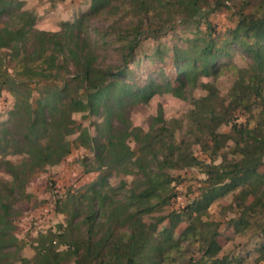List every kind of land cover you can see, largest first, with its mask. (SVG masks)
Listing matches in <instances>:
<instances>
[{
	"label": "trees",
	"instance_id": "obj_1",
	"mask_svg": "<svg viewBox=\"0 0 264 264\" xmlns=\"http://www.w3.org/2000/svg\"><path fill=\"white\" fill-rule=\"evenodd\" d=\"M229 1L238 7V21L229 30V37L223 42L225 47H218L209 25L206 32H199L201 35L192 39L188 48L174 45L171 59V68L176 74L174 78L166 72L163 65L168 63L165 51L149 54L153 64L159 59V67L153 70L155 75L144 83L129 78L132 68L140 62L137 59L138 64L133 67L130 65L133 62V52L141 39H156L168 34L175 28L177 20L184 25L199 26L201 16H208L211 11ZM24 5L25 0H0V18L6 13H16L22 21L15 28L9 25L0 28V49L12 48L19 51L27 41L35 23V15L29 10H22ZM206 5L211 6V10H203ZM106 14L113 19L110 28L113 33L120 34L122 30L132 36L123 53V64H101L97 50L99 41L93 42V48L86 50L81 44L80 52L76 51L75 54L78 65L77 88L72 89L67 84H53L42 93L43 103L35 111L31 127H23L22 144L31 169L36 170L46 165H55L68 156L75 143L68 137L79 132L75 141L91 148L102 167L113 169L135 164L143 167V173L132 186L126 180H121L117 187L110 184L108 186L107 179L100 176L81 198L74 196L73 215L62 226L63 233L59 234L65 249L55 251L53 247L45 246L46 240L42 241L33 264H62L67 261H73L74 264H182L179 259L185 258L184 242L199 236L206 238L209 223L203 220V215L216 198L223 197L230 190L238 189L235 202L243 212L239 219L232 220L235 231L244 232L247 229L248 220L244 217L261 201L256 188L264 186L263 127L257 125L244 128L242 124L234 123L235 133L223 136L234 138L240 153L239 160L232 162L224 159L219 164L206 165V185L201 187L199 197L185 209L164 213L177 195L171 186L173 178L166 172V167L171 166L170 160H160L151 153V157L142 153L135 158L136 152L127 141L129 133L115 129L110 116L116 110L122 111L127 102H148L163 90L180 95L186 86L197 84L200 74L217 75L223 69H229L231 65L226 62L219 65L217 59L229 56L227 46L236 45L251 59L253 74L248 78L238 75L229 91L228 103L224 97L219 98L215 88H210L209 94L200 100L218 103L223 107L220 114L213 110L204 123V126L212 127L211 132L219 145V135L215 133L214 125L225 121L229 112L241 105L250 108L249 100L253 95L264 101V0H90L88 11L63 24L72 32H84L88 39L90 20ZM156 15L159 16V21ZM124 21L128 23V26L125 24L127 28L120 27ZM41 34L56 35L45 31H41ZM52 60L55 62V58ZM232 66L238 74L241 72V68ZM24 74L33 77L38 72L27 67ZM1 83L9 85L20 104L27 103L33 95L32 81L28 79L5 75ZM80 88L83 90L81 93ZM203 106L204 103L201 104V109ZM200 107L195 109L201 111ZM81 108H85L90 114L102 113L107 116L110 126L106 141L102 142L100 138L93 136L88 128H79L73 114ZM16 120L17 117L13 116L14 125ZM9 128L6 126L0 129V142L10 141L7 134ZM169 128L162 125L160 135L169 131ZM158 138L157 135H151L146 144L153 147ZM176 150L180 151L174 158L175 166L197 164L195 156L182 152L178 147H175ZM8 164L12 172H17L13 164ZM251 197L253 198L249 200ZM2 204L0 264L5 250L17 240L9 230L8 206L6 203ZM145 213L158 214L153 215L155 221L148 222L144 217ZM183 222L186 226L176 235ZM218 236L215 229L210 239H206L204 256H207V261L189 260L185 264H209V261L213 264H230L228 256H217L221 248ZM48 240L51 243L54 241L51 237ZM261 250L264 253V248Z\"/></svg>",
	"mask_w": 264,
	"mask_h": 264
},
{
	"label": "rangeland",
	"instance_id": "obj_2",
	"mask_svg": "<svg viewBox=\"0 0 264 264\" xmlns=\"http://www.w3.org/2000/svg\"><path fill=\"white\" fill-rule=\"evenodd\" d=\"M89 6L90 0H25L22 10H29L35 15V23L27 41L19 51L12 48L0 49V129L10 127L7 133L10 141L0 142V209L4 207L2 203H6L9 230L17 238L16 243L5 250L1 264H33L38 248L45 240L46 247L62 251L66 246L62 244L59 234L63 233L62 226L66 225L73 215L72 201L75 197L81 198L87 193L91 184L100 176L107 179L108 186L110 184L117 187L121 180H126L129 186H132L143 173V167L135 164L113 169L102 167L91 148L75 141L79 132L68 137L75 142L74 147L61 162L32 170L27 161L28 156L22 144L23 127H31L35 111L43 103L42 93L50 85L67 84L72 89L77 88L78 65L75 54L76 51L80 52V45L86 50L93 48V42L99 41L97 50L101 64H123V53L132 36L122 30L120 34L113 33L110 29L113 24L111 16L106 14L93 17L89 24V30L92 32L87 33L88 39L84 32H72L63 24L75 20L80 13L88 11ZM203 10L209 11L211 6H204ZM237 10L238 7L229 1L211 11L208 16H201L199 26L184 25L177 20L173 31L160 38L142 37L144 39H141L133 52V62L130 65L133 67L138 64L137 59L140 62L132 68L129 78L144 83L155 75L153 70L159 67V59L153 64L149 54L164 51L168 63L163 65L166 72L174 78L176 74L171 68L174 45L188 48L192 39L200 36L199 32H206L209 25L210 30L214 32L213 37L217 39L218 47H225L223 42L228 39L229 30L234 28L238 21ZM156 17L158 20L159 16ZM21 24V18L16 13H6L0 18V28L6 25L15 28ZM125 24L128 26L124 21L120 27L127 28ZM41 31L56 35H40ZM102 38L105 40L102 41ZM227 48L230 55L217 59V62L219 65L226 62L231 65L229 69H223L217 75L200 74L197 84L186 86L180 95L163 90L148 102H127L122 111L116 110V113L110 116L115 129L129 133L127 141L136 152L135 158L143 153L147 157L152 154L160 160H170L171 166L166 167V172L173 178L171 186L177 195L164 213L185 209L199 197L201 187L206 185V165L219 164L224 159L232 162L239 160L240 153L236 141L232 137L223 136L235 133L234 123L242 124L244 128L259 125L263 127L264 133V101L255 95L249 100L250 108L241 105L231 110L225 121L213 126L215 133L219 135V145L211 132L212 127L204 126L213 110L218 114L223 112V107L218 103L213 104L208 100L200 102L209 94V89L215 88L219 98L224 97L228 103L229 91L238 75L248 78L253 74L251 59L236 45L231 44ZM232 65L241 68V72L238 74ZM27 67H32L38 74L33 77L23 75ZM5 75L32 81L33 95L27 103H18L9 85L1 83ZM82 91L80 88L79 93ZM202 103L204 106L201 109ZM196 107H200L201 111L195 109ZM13 116L17 117L15 125L12 123ZM73 117L80 129L88 128L93 136L100 138L102 142L106 141L110 125L105 114H90L85 108H81ZM162 125L170 128L161 136ZM151 135L159 137L153 147L146 144ZM175 147L195 156L197 164L175 166L174 158L180 151H175ZM8 163L13 164L17 172H12ZM237 190H230L210 204L208 211L203 215V220L209 223L206 238L199 236L184 242L185 258L179 259L182 264L189 260L207 261V256H204L205 243L215 229L219 233L218 241L221 247L218 257L228 256L230 264H264V253L261 250L264 248V186L256 188V194L261 197V201L254 210L246 213L244 218H247L248 225L244 232L235 231L232 224V220L239 219L243 213L235 202ZM156 214L158 213H145L144 217L148 222H153V215ZM185 226V222L181 223L176 235H179ZM48 237L54 241L51 243ZM208 263L213 264L211 261ZM62 264L74 262L67 261Z\"/></svg>",
	"mask_w": 264,
	"mask_h": 264
}]
</instances>
